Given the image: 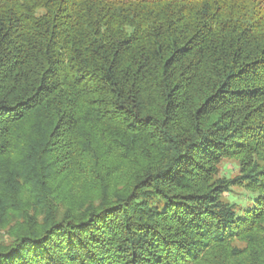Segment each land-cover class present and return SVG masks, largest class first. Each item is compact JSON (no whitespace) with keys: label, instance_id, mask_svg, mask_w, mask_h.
Wrapping results in <instances>:
<instances>
[{"label":"trees","instance_id":"trees-1","mask_svg":"<svg viewBox=\"0 0 264 264\" xmlns=\"http://www.w3.org/2000/svg\"><path fill=\"white\" fill-rule=\"evenodd\" d=\"M3 229L0 264H264V0H0Z\"/></svg>","mask_w":264,"mask_h":264},{"label":"rangeland","instance_id":"rangeland-1","mask_svg":"<svg viewBox=\"0 0 264 264\" xmlns=\"http://www.w3.org/2000/svg\"><path fill=\"white\" fill-rule=\"evenodd\" d=\"M229 164H231V163H229ZM237 173H238V171H234V172L231 173V175L234 176ZM11 233H12L11 231L8 232V231H6L4 229L1 230L0 231V239H2V241L9 242L11 240V237H12Z\"/></svg>","mask_w":264,"mask_h":264}]
</instances>
